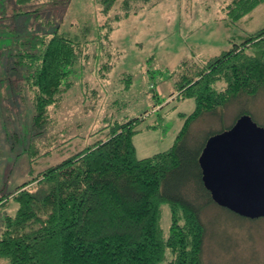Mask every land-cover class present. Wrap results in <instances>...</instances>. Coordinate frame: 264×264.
Here are the masks:
<instances>
[{
    "label": "rangeland",
    "instance_id": "1",
    "mask_svg": "<svg viewBox=\"0 0 264 264\" xmlns=\"http://www.w3.org/2000/svg\"><path fill=\"white\" fill-rule=\"evenodd\" d=\"M231 1L148 2L114 21L110 42L101 25L122 13V0L108 14L101 12L100 0H60L39 8L33 3L24 8L31 11V20L20 16L17 23L12 14L23 10L13 9L12 0L4 3V13L0 5V197H9L21 183L72 151L104 138L109 120L139 118L132 137L137 158L169 149L195 107L193 98L173 93L179 68L199 66L264 27V2L232 21L227 15ZM133 3L131 11L139 7V2ZM45 22L86 41V46L66 79L71 87L58 104L48 107L43 121L33 125L32 92L22 79L23 68L12 60L21 37L13 38L16 32L11 30L22 35L38 26L49 28ZM104 63L112 66L102 75ZM243 111L264 126V86L253 96L240 93L218 114L206 112L193 121L185 137L189 149L195 151L209 134L227 129ZM183 177L174 181V192L182 189ZM193 190L195 199L201 196L196 185ZM16 209V202L3 201L0 221ZM160 212L159 225L166 235L168 203L160 206ZM200 218L205 225L202 264H264V217L247 219L211 203L202 208ZM6 263L0 258V264Z\"/></svg>",
    "mask_w": 264,
    "mask_h": 264
},
{
    "label": "trees",
    "instance_id": "2",
    "mask_svg": "<svg viewBox=\"0 0 264 264\" xmlns=\"http://www.w3.org/2000/svg\"><path fill=\"white\" fill-rule=\"evenodd\" d=\"M6 1L0 0L3 13ZM59 1L12 0L13 9L23 10L13 13V20L29 16L30 21L31 11L24 10L30 4L39 3V8ZM116 1L100 0L101 12L108 14ZM131 1L139 2L132 11ZM151 1L122 0V13L101 25L104 37L110 42L114 21ZM263 2L232 0L227 15L238 20ZM45 24L49 28L38 26L22 35L11 30L16 32L13 38L21 37L12 60L23 68L22 79L32 92L33 125L43 121L48 107L58 104L72 85L66 79L86 46V41L58 31V25ZM111 66L104 63L102 75ZM179 70L173 93L193 98L195 107L169 149L137 158L132 137L139 118L109 120L104 138L72 151L21 183L9 197H0V204L17 203L15 213L0 221V258L6 264H202L205 225L200 212L215 202L202 183L198 157L206 140L218 132L209 134L195 151L185 137L203 113L218 114L240 93L253 96L264 86V27L201 65ZM182 177V189L174 192V181ZM194 185L202 192L196 199ZM163 203L170 208L166 235L159 225Z\"/></svg>",
    "mask_w": 264,
    "mask_h": 264
},
{
    "label": "water",
    "instance_id": "3",
    "mask_svg": "<svg viewBox=\"0 0 264 264\" xmlns=\"http://www.w3.org/2000/svg\"><path fill=\"white\" fill-rule=\"evenodd\" d=\"M198 163L217 205L248 219L264 217V126L240 115L206 140Z\"/></svg>",
    "mask_w": 264,
    "mask_h": 264
}]
</instances>
